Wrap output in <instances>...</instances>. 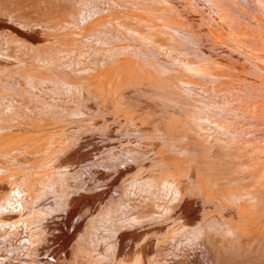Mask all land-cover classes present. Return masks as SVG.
Returning <instances> with one entry per match:
<instances>
[{
  "label": "bare ground",
  "instance_id": "1",
  "mask_svg": "<svg viewBox=\"0 0 264 264\" xmlns=\"http://www.w3.org/2000/svg\"><path fill=\"white\" fill-rule=\"evenodd\" d=\"M0 128V157L40 145L11 188L0 160V264H114L134 231L135 264H264V0H0ZM86 132L112 147L65 162ZM153 179L160 203L124 214Z\"/></svg>",
  "mask_w": 264,
  "mask_h": 264
},
{
  "label": "rangeland",
  "instance_id": "2",
  "mask_svg": "<svg viewBox=\"0 0 264 264\" xmlns=\"http://www.w3.org/2000/svg\"><path fill=\"white\" fill-rule=\"evenodd\" d=\"M10 24H16L15 22H12V23H10ZM18 25V24H17ZM74 47V49L75 50H70L73 54H75V51H76V47L75 46H73ZM65 56H67V54H65ZM45 61H46V59H44ZM40 69H42V70H44V68H43V65H37ZM86 76V75H88V74H83V76ZM90 79H91V77H90ZM83 80H85V78L83 79ZM19 105H20V107H26V106H29V104H26V103H24L23 105L21 104V103H19ZM19 117V116H18ZM80 118V116H77V117H75L74 116V119L76 120V119H79ZM48 121V120H47ZM47 121H45V122H47ZM26 123V121H22V120H18V121H9L8 123H12V124H17V123ZM41 127V126H40ZM60 129H62V128H65V127H59ZM0 130H1V128H0ZM81 136V135H80ZM16 138V140H14V142H12V144H11V146H10V148L9 149H6L5 150V152H7V154H3L1 157H0V160L3 162V163H5L6 161V167H7V170L9 171V173H6V175H7V177L8 178H10V179H8L7 177H6V175L4 176V181H3V183H6V185H7V187L8 186H10V188H11V185L12 184H15L17 181L19 182V178H21V175L23 176L24 174H25V172L23 171V169L21 170V169H19V167H14V166H12V167H10V164L11 163H17V164H20V162H17V161H15L16 160V158H18V156H21L22 154H24V153H26V152H29L31 149H33V150H37V146H40L39 145V142H36L33 138H24V139H19L18 137H15ZM81 138L83 139V142L80 144V146L81 147H79V150H80V152H69L67 155L65 154L63 157L65 158V162H67L66 160H69L70 158H72V160L73 161H75V163H77L78 164V162H79V165L81 166L83 163H81L82 162V160H88L87 158H93V157H96V156H98V155H100V154H103V153H105L106 151H109L110 150V147H112L111 146V144H109V143H107L106 141H102V143L101 142H99L98 141V143H96L95 141H89V136H88V133L86 132V133H84V135H82L81 136ZM131 139H135V137H133V138H131ZM87 142V143H86ZM136 144L137 145H140V144H142L143 145V139L142 138H136ZM92 143H93V145L94 146H92ZM101 143V144H100ZM98 144V145H97ZM102 145V146H104V147H102V146H100V145ZM106 144V145H105ZM109 144V145H108ZM96 145V146H95ZM107 145H108V147H107ZM79 146V145H78ZM82 146H84V147H82ZM100 146V147H99ZM91 147H93L94 149H92ZM98 147V148H97ZM24 148V149H23ZM26 148V149H25ZM39 148V147H38ZM106 148V149H105ZM27 150V151H26ZM84 150V151H83ZM81 151H83L82 153H81ZM17 153V154H16ZM78 153H79V155H78ZM84 153V154H83ZM16 154V155H15ZM9 155V156H8ZM14 155V156H13ZM81 156H83V158H81ZM6 157V158H5ZM16 157V158H15ZM85 157V158H84ZM60 158H62V156L60 157ZM71 160V159H70ZM37 162H40V160H38ZM13 163V164H14ZM22 163V162H21ZM47 163L48 162H40V163H34V165H32L31 167H32V169H31V171L30 172H34V173H36V174H38V176H41L42 177V180L44 181V182H46V181H49L50 179H51V177L50 176H48V173H50V169H48V167H47ZM138 165V166H137ZM43 166V167H42ZM132 166V167H131ZM142 165L141 164H138V163H136V162H134L133 164H129V167L128 168H130L129 170H128V168H125L126 170H128V172L130 171V172H136L137 170H139L137 173H143L144 171H145V169H146V167L144 166V167H141ZM42 167V168H41ZM134 167H136L135 169H137L136 171H135V169H133ZM139 168V169H138ZM141 168V169H140ZM143 168V169H142ZM145 168V169H144ZM39 169V170H38ZM41 169V170H40ZM38 170V171H37ZM141 170H142V172H141ZM13 171V172H12ZM14 175H15V178H11V176L12 177H14ZM18 175H20V176H18ZM47 176V177H46ZM17 177V178H16ZM45 177V178H44ZM7 178V179H6ZM157 179H158V177H157ZM156 181V179H153V180H145V181H140V184H141V186L142 185H144L145 187H146V191H148L149 193H146V194H144V195H142V197L141 196H136V204H134V205H136V209H133V205L131 204V206H132V208H131V206H130V204H126L125 206H126V208H124V210H122L123 211V213L124 214H126V213H130V215H136L138 212H140V211H142V212H145V211H148V210H150L151 208L152 209H154V207L156 206V205H158L159 203H160V195H161V191H163V188L160 190V192L156 189V185H155V181ZM16 181V182H15ZM12 182V183H11ZM41 183H42V181H41ZM9 184V185H8ZM7 190H8V188H6V189H4L1 193H0V199L2 198H5V197H7V196H9L10 195V193H8V194H6L7 193ZM35 194H36V192H34ZM33 193V194H34ZM99 195H100V197L102 198V200L104 199H106V198H108V196H109V193H107L106 191H104V190H100L99 191V193H98ZM5 195V196H4ZM4 196V197H3ZM44 196H45V198H47V193H45V194H43V195H40V196H38V198H39V201L38 202H43V200H44ZM1 199V200H2ZM0 200V201H1ZM119 207H121V205H118ZM136 210V211H135ZM11 211V210H10ZM9 211V213H8V210H7V214L5 213V214H3L4 212L3 211H1L0 212V217L2 218V217H4V216H6L5 218H8L9 217V215H11V214H13V213H15V212H13V211H11L10 212ZM134 211V212H133ZM152 213V212H151ZM3 214V215H2ZM146 214H150V213H146ZM23 219V218H22ZM21 219V220H22ZM32 220V218H29L28 220L29 221H31ZM106 219V218H105ZM21 220H18V221H21ZM18 221L16 220H14L13 222L14 223H16L17 225H20V222L18 223ZM107 222H108V219H106L105 220V223L104 224H100L99 225V227L98 228H100V227H105V228H108V226H109V222H108V224H107ZM105 224H107V225H105ZM1 228H0V232H1ZM17 230V229H16ZM16 230H15V232H16ZM18 230H19V227H18ZM130 230V229H129ZM135 230V229H134ZM21 231L19 230V233H20ZM24 233V232H23ZM21 234V236L20 235H17V237H15L16 235H12V236H10V238H11V240L13 241V243L14 242H16V240L19 238V236H20V239L19 240H22L23 239V237H25L27 234L26 233H24L25 234V236H24V234ZM138 234H139V232H138ZM15 237V238H14ZM95 237V235L93 236V238ZM128 238L126 239V243L123 245V247H122V249H121V257H120V259H119V261L118 262H116V263H114V264H135V259H136V253H135V251H133V250H135V248H136V240H137V232L136 231H134V233H132V234H130L129 236H127ZM22 238V239H21ZM129 240V241H128ZM95 241L97 242V244H98V247H96V245L91 241V240H87L86 241V243H85V245L83 246V250H82V255L85 257V258H90V259H92V258H96V257H98L102 252H103V250H105V247H106V245H107V243H106V240L105 239H103V238H101V236H100V230H99V235L98 236H96V238H95ZM163 241H165V240H163ZM163 241H158L157 240V242H163ZM5 244V245H4ZM192 244H193V242H192ZM6 245H8L7 243H3V245H1V248H0V252L2 251L4 254H6V252H4V249H2V248H4V247H6ZM10 245L11 244H9V247H10ZM4 246V247H3ZM66 246H67V244H66ZM8 247V248H9ZM125 247V248H124ZM129 247H131V248H129ZM152 247H154V246H152ZM151 246H150V249H154V248H152ZM12 250L14 249V248H12V245H11V247H10ZM10 248L8 249V250H6L7 251V253L8 254H10V256H16V253H17V255H18V251L15 249V251L13 252L12 250H10ZM43 248H46V245L45 246H43ZM2 249V250H1ZM127 249H129V250H127ZM166 249V248H165ZM164 249V250H165ZM44 250V249H43ZM9 251V252H8ZM123 251H124V253H123ZM1 252V254H3ZM11 252H12V254H11ZM125 252L126 253H128V254H125ZM0 254V255H1ZM14 254V255H13ZM124 254V255H123ZM168 254V253H167ZM131 255V256H130ZM124 256V257H123ZM166 257V256H165ZM17 258V259H16ZM8 261V262H7ZM121 261V262H120ZM6 262V264H15V263H17L18 262V257H15V259L14 258H12V259H10V260H6L5 261ZM4 262V263H5ZM13 262V263H12ZM18 264V263H17ZM164 264H167V263H164ZM168 264H174V261H172V260H170L169 261V263ZM175 264H180V261L179 260H177L176 261V263Z\"/></svg>",
  "mask_w": 264,
  "mask_h": 264
}]
</instances>
